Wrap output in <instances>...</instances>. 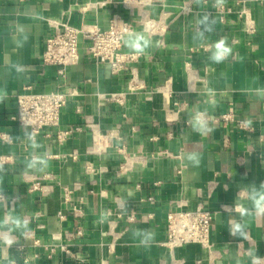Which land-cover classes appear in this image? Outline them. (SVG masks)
I'll use <instances>...</instances> for the list:
<instances>
[{
	"label": "crops",
	"instance_id": "crops-1",
	"mask_svg": "<svg viewBox=\"0 0 264 264\" xmlns=\"http://www.w3.org/2000/svg\"><path fill=\"white\" fill-rule=\"evenodd\" d=\"M122 1L0 0V236L15 241L0 239V264H252L250 251L264 259V215L240 214L264 181V0ZM115 16L134 22L151 45L113 74L82 39L81 60L66 74L76 92L34 148L14 117L18 94L56 87V68L43 63L46 38L61 21L107 29ZM148 19L154 32L144 28ZM221 39L231 51L215 63ZM124 50L135 52L126 43ZM197 112L208 135L193 130ZM67 128L74 131L60 142ZM97 131L112 136L97 143ZM188 153L200 156L199 166ZM34 155L47 159L43 171L26 167ZM199 206L215 211L212 245L170 251L168 211ZM230 222L244 223L246 237L230 235ZM138 230L153 234L147 245Z\"/></svg>",
	"mask_w": 264,
	"mask_h": 264
},
{
	"label": "built area",
	"instance_id": "built-area-1",
	"mask_svg": "<svg viewBox=\"0 0 264 264\" xmlns=\"http://www.w3.org/2000/svg\"><path fill=\"white\" fill-rule=\"evenodd\" d=\"M162 0H123L124 5L134 4L144 7ZM219 9L224 11V5L219 4ZM245 14L247 30L255 31L254 24L249 21L250 13L247 8L241 11ZM147 31L154 32L157 23L154 19L144 22ZM135 33L134 22L127 21L121 16H115L109 28L104 29L98 24L83 23L72 24L69 20L61 21L54 26V31L46 38L43 63L56 68L58 82L54 89L44 92L27 91L17 95V114L14 117L17 122L33 132L35 137L47 127H57L60 124L61 113L69 97L76 90L66 81L67 70L81 60V40L88 41L86 52L98 63L109 65L113 74H121L129 69L132 62L138 60L142 54L124 50V43L129 34ZM131 84L130 88L135 89ZM111 100H120L119 94L110 96ZM229 120L228 115H224ZM240 124H244L240 121ZM74 131L73 128L60 129L57 138L64 142ZM50 135V134H48ZM110 137V132L103 134L95 132V141L98 143L103 137ZM6 139V137H5ZM124 166H122L123 168ZM0 198L3 195L0 194ZM215 220V211L202 206L197 208H176L168 211L167 234L164 241L170 251L187 244H200L206 248L212 245L211 231ZM81 234V231L78 232ZM51 248V253L55 251ZM61 249L69 252L67 246Z\"/></svg>",
	"mask_w": 264,
	"mask_h": 264
},
{
	"label": "clouds",
	"instance_id": "clouds-1",
	"mask_svg": "<svg viewBox=\"0 0 264 264\" xmlns=\"http://www.w3.org/2000/svg\"><path fill=\"white\" fill-rule=\"evenodd\" d=\"M127 46L138 54H142L150 45L151 41L145 38L142 34L138 33H131L129 34L128 39L125 41ZM231 49L226 46V42L224 39L219 40L212 46V54L210 59L215 63H220L224 61L227 56L229 55ZM3 96H0V101L3 100ZM193 130L198 132L201 135H208L213 131L211 127H209L208 120L205 117L204 113L197 112L193 117ZM24 136L27 140L32 143L34 148H39L40 145L35 140V135L33 132L28 131L27 128L24 129ZM185 159L194 167L199 166L200 164V156L197 153H188L186 154ZM37 165H40V170L43 171L44 168L48 166L47 159L34 155L31 159H29L26 163V167L31 169L35 168ZM0 172H3V167L0 165ZM252 208L248 209L243 206H240L241 217L245 216H262L264 215V181H262L257 187L253 184V193L251 196ZM227 207V206H225ZM104 221V217H101V222ZM7 222L8 224L11 223L15 225L16 228H27L28 221L21 220L19 218H12L8 220L6 217L4 223ZM246 226L244 223L241 222H230L229 234L232 236L240 235L245 236L247 235ZM11 229H9V232ZM135 235L141 236V244L147 245L151 239L153 238V234L149 230H138ZM0 239L3 240V243L8 247H11L12 244L15 242L14 239L8 234L5 233L0 236ZM249 256L251 258L252 264H264V259L255 255L254 252H249Z\"/></svg>",
	"mask_w": 264,
	"mask_h": 264
}]
</instances>
